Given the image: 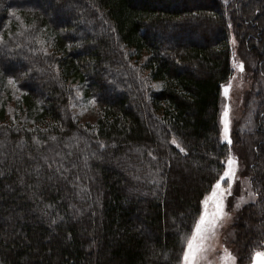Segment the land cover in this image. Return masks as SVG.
<instances>
[{
	"label": "trees",
	"instance_id": "1",
	"mask_svg": "<svg viewBox=\"0 0 264 264\" xmlns=\"http://www.w3.org/2000/svg\"><path fill=\"white\" fill-rule=\"evenodd\" d=\"M230 26L264 64V0H0L23 114L0 101V264H181L237 143L220 125ZM72 82L96 126L72 115ZM262 110L240 264L264 250Z\"/></svg>",
	"mask_w": 264,
	"mask_h": 264
},
{
	"label": "rangeland",
	"instance_id": "2",
	"mask_svg": "<svg viewBox=\"0 0 264 264\" xmlns=\"http://www.w3.org/2000/svg\"><path fill=\"white\" fill-rule=\"evenodd\" d=\"M230 28L233 75L222 88L220 125L221 141L230 146L235 140L237 143L225 161L223 175L217 183L220 186L216 184L202 201L198 221L204 220L203 231L197 234L194 227L186 243L185 252L190 241L197 249L196 264H240L234 224L243 208L257 199L252 188L251 169L255 160L254 136L258 132V117L263 116L264 64H260L255 52L244 41L241 43L234 28ZM70 86L73 90L70 103L72 115L84 124L96 126L99 109L95 99L85 95L80 83L72 82ZM19 93L8 81L4 84L0 75V101L9 99L8 120L13 121L17 115H23L17 103ZM230 160L234 163L231 165L232 175L228 176ZM181 264H185L184 256Z\"/></svg>",
	"mask_w": 264,
	"mask_h": 264
},
{
	"label": "snow or ice",
	"instance_id": "3",
	"mask_svg": "<svg viewBox=\"0 0 264 264\" xmlns=\"http://www.w3.org/2000/svg\"><path fill=\"white\" fill-rule=\"evenodd\" d=\"M227 115V113H225ZM227 131V128L225 129ZM175 143V141H173ZM234 163V161H229V169L226 175L231 176L232 175V169L231 165ZM220 185L217 184V187ZM203 225H204V220L201 219L198 222L195 223V228H196V233L200 234L203 231ZM195 239V237H193ZM196 251L197 249L193 245V243L190 241L187 246V251L184 253V261L185 264H196ZM253 264H264V252L257 251L254 254L253 258Z\"/></svg>",
	"mask_w": 264,
	"mask_h": 264
}]
</instances>
